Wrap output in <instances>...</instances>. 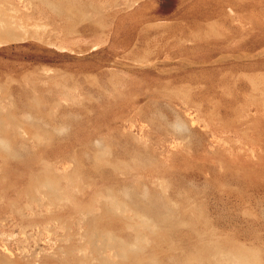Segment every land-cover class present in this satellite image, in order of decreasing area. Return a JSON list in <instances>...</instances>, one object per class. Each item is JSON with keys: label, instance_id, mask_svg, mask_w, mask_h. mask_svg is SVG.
<instances>
[{"label": "rangeland", "instance_id": "rangeland-1", "mask_svg": "<svg viewBox=\"0 0 264 264\" xmlns=\"http://www.w3.org/2000/svg\"><path fill=\"white\" fill-rule=\"evenodd\" d=\"M0 264H264V0H0Z\"/></svg>", "mask_w": 264, "mask_h": 264}]
</instances>
